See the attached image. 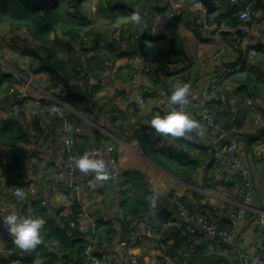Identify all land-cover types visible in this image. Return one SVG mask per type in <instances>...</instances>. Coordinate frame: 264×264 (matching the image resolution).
Wrapping results in <instances>:
<instances>
[{"label":"crops","instance_id":"1","mask_svg":"<svg viewBox=\"0 0 264 264\" xmlns=\"http://www.w3.org/2000/svg\"><path fill=\"white\" fill-rule=\"evenodd\" d=\"M168 1L58 0L53 8L55 16L73 23L75 28H79L80 36L70 38L58 31L51 32L50 38H58V43L53 45L55 58L66 65L65 72L69 74L70 82H74L71 88L82 98L66 100L62 89L60 114L34 116L29 121L12 115L4 118L5 111L0 109V202L7 203L10 209L19 204L23 210H30V215L43 217L44 225L47 224L46 218L39 211L45 210L58 230L66 228L76 243L88 245L84 237L88 231L84 232L77 220L76 203L70 201L67 194L59 193L51 196L48 205L43 207L37 200L42 197L41 192L31 202L27 192L29 183L25 180L33 177L35 185L46 189L55 184L53 163L28 161L26 164L24 153L42 140L60 146L66 131L65 123L71 122L82 127V132L75 136L77 150L89 143H111L120 160L123 176L117 188L112 186L109 177L98 179L100 187L93 193L84 187L98 220L90 242L91 251L101 261L126 264L129 256L133 255L137 264H237L240 260L244 264H260L259 261L264 260V229L258 224L255 212L264 210V143H258L256 119H264V51L258 48L253 53L248 52L251 45L246 38L235 42L228 38L227 33L216 30L219 16H223L222 20L227 19L225 5L219 10L214 4L216 10L208 12L207 21L196 25L190 10L194 0H173L177 15L166 30L156 37L145 30L138 41H133L132 28L138 23L131 19L132 13L139 10L143 17L141 23L147 24L159 11L166 9ZM186 4H190L188 10L183 7ZM258 10V25H261L264 13L261 8ZM71 17L75 20L72 21ZM1 29L0 58L8 60L3 64L7 63L9 68H3L4 75L0 77L2 102L8 100L1 96L2 91L17 82L16 72L33 78L31 97L26 102L41 96L53 84L64 85L58 77L35 70L33 58L36 53L43 54L40 42L24 28L15 29L12 24ZM219 48L223 50L222 60L229 61L232 67L223 78L215 81L209 107L240 141L241 154L247 162L252 181V197L247 211L253 215L247 218L245 213L234 227L227 214L242 206L243 179L239 172L227 168L224 150L217 146L208 130L202 128V135L193 132L192 138L185 137L191 142L185 139L179 142L159 134L164 145L181 151L183 165L174 161L176 157L157 155L148 148L145 154L135 131L139 127L147 128L148 133L155 131L148 122L158 111L151 105V90H145L148 104L140 105L128 85L130 74L140 67L147 53L156 56L159 64H154L153 72L147 77L152 88L163 86L172 90L177 83L195 84L202 75L199 59ZM106 59L114 60V73L108 83L96 91L97 88H93L87 78L90 73L102 69ZM6 136L12 140H5ZM15 160L14 167L22 173L21 177L17 176L19 178L10 173ZM136 172L142 176L140 182L146 183L145 192L140 189V196L145 197L147 202L141 207L147 210L124 215L122 196L134 195L133 176ZM88 173L79 170L81 177ZM17 189L23 191V196L16 195ZM147 192H150L148 198ZM153 194L157 195L155 206L151 201ZM179 205L205 215L221 227H233L234 238L210 240L189 234L178 220ZM159 210L168 212L172 219L164 221L157 218L155 214ZM120 219L126 225L127 235L138 219L146 223L142 239L131 248L121 244ZM107 225L114 229L110 240L98 233L100 230L105 234L103 230ZM96 231L98 235L95 236ZM48 234L49 230H42V240L33 249L22 250L15 246L14 256L0 261V264H44L47 253L56 254L50 264H74V256L66 257L65 253L59 252V241L48 237ZM82 264L93 263L85 259Z\"/></svg>","mask_w":264,"mask_h":264},{"label":"built area","instance_id":"2","mask_svg":"<svg viewBox=\"0 0 264 264\" xmlns=\"http://www.w3.org/2000/svg\"><path fill=\"white\" fill-rule=\"evenodd\" d=\"M216 6H223L224 3L236 7L235 16L237 21L234 24L226 22L215 23L218 32H225L228 38L232 41L239 42L242 38H246L251 45L248 52H254L258 48L264 51V22L258 25L259 10L250 0H212ZM190 10L193 12V22L197 25L204 23L208 19V11L200 0H194L191 3ZM177 11L174 7V1L169 0L166 9L159 11L155 19L150 23H138L132 28V40L138 41L142 33L146 30L151 36L156 37L164 32L170 22L173 21ZM119 27V25H118ZM208 27V26H205ZM3 33L0 28V37ZM219 48L216 51L204 54L199 59V68L202 70L200 81L195 84H190V98L189 102L183 105L184 109L193 116V118L200 121L202 128L208 130L220 146L227 157V168L239 172L243 179V202L242 206L236 211H230L227 218L233 227L236 221L241 218L245 211L249 208V202L252 197L251 192V178L248 174L247 162L241 154V144L237 136L216 117L215 113L209 107V99L211 97V90L216 80H220L223 76L231 70L232 64L229 61L222 60L223 50ZM157 59L151 53L145 54L143 62L140 67L130 74L128 85L131 88L135 100L140 104H148L146 101L145 90L153 92L152 107L158 112L167 111L169 108L168 96L170 91L166 87L152 88L147 80L148 75L153 72L154 64ZM114 60L106 59L103 68L88 75L87 81L90 85L103 87L108 83V80L113 75ZM17 82L8 85L2 91L3 97L6 99H13L11 111L4 112V118L12 115L14 118L20 120L27 119L28 121L34 116H46L47 114L61 113L62 104L60 94L62 92L61 84H53L39 97L26 102L31 97L30 87L34 85L31 75H22L19 72L15 74ZM179 107V105H177ZM256 127L258 131V143H264V119L258 117L256 119ZM82 132V127L74 124L70 131H65L62 136L60 146H54L49 141H39L36 145L30 146L27 152L24 153L26 164L28 161L43 162L45 164L53 163L54 166V180L55 184L50 188L39 187L35 185L34 178L25 179L27 185V192L30 196V201L38 198L39 192L42 197L38 198V203L46 207L51 196L59 193L67 194V197L72 202L79 204L80 213L77 220L81 227L88 231L84 237L87 238L88 245L85 250V259L93 264H110V261L104 263L101 259L93 254L91 251V239L94 235V230L97 228L98 220L93 214L92 205L85 195V188H88L91 193L100 187L98 178L95 172H89L84 176H80L79 169L73 166V157L83 154L88 151H95L102 156L108 165L107 171L109 173V180L117 188L122 179L120 172V160L115 154V147L111 143H89L81 150L76 149L77 139L76 135ZM154 138L159 139V145H164L162 137L155 132ZM161 138V139H160ZM170 144V142H169ZM255 153L258 154L256 150ZM85 187V188H84ZM10 209L7 203L0 202V210ZM21 215H30L31 212L23 210L22 206L17 204L15 207ZM258 224L264 229V210L255 212ZM177 217L179 222L183 225L186 232L193 235H198L204 239H223L232 240L235 236V229L233 227L225 228L210 221L205 215L194 212L184 205H179L177 209ZM146 223L143 219H138L133 223L130 233L126 240L121 242L122 245L131 248L143 237V230ZM7 240V241H6ZM16 252L15 244L2 224H0V261L10 259ZM135 256L130 255L126 264H137ZM264 264V260L259 261ZM237 264H244L242 260Z\"/></svg>","mask_w":264,"mask_h":264},{"label":"trees","instance_id":"3","mask_svg":"<svg viewBox=\"0 0 264 264\" xmlns=\"http://www.w3.org/2000/svg\"><path fill=\"white\" fill-rule=\"evenodd\" d=\"M254 2V0H250ZM72 4V2H70ZM69 3V4H70ZM226 9V15L227 19L222 20V15L219 16L217 22L220 23L221 21H225L228 24H234L238 19L235 16L236 7L231 6L230 4L224 3ZM221 6H218L217 9H222ZM53 10V9H52ZM52 10L46 11L44 8L32 6L28 4L25 0H0V24H3L5 22L11 23L15 29L24 28L32 37L34 40L41 43V50L43 54L36 53L32 64L35 66V70L37 71H44L45 73H48L52 77H58V74H61L64 76L68 82V86L65 85L62 86L63 90L66 94V100L70 99L73 100H81V96L79 93L74 92L71 88L72 83L70 82V76L67 72H65V64L59 60L56 59V51L53 49V45L58 43V38L51 39V32H58L60 31L61 34L65 36H69L70 38H74L76 36H80L79 28H75L73 23H69L67 19L61 20L59 17L55 16V13L52 14ZM229 10V13H227ZM72 21L75 20V18L71 17ZM71 21V20H70ZM171 23V22H170ZM170 25V24H169ZM226 34L225 32H223ZM51 43V46L49 45ZM53 43V44H52ZM174 44L172 43V46ZM157 59V57L155 56ZM158 66L159 64L156 63ZM59 78V77H58ZM60 81V80H59ZM73 104V102H71ZM21 133V132H20ZM155 131L150 130V132H147V128L145 127H139L135 131V135L137 138L138 143L142 147V150L145 154H147V148L149 150H152L157 155H164L165 157H176L174 161H177L180 165H183L182 161L184 158L181 157V151L175 150V148H171V146L166 145H159V139L154 138ZM193 137V136H192ZM175 140L182 142V141H188L191 142L192 140H188L185 137H173ZM161 139V138H160ZM185 139V140H184ZM187 142V143H188ZM15 158L17 155H14ZM17 160L14 161L13 166L10 168V173L13 176H19L21 177L22 173L18 172V169H16L14 166L16 164ZM17 177V178H19ZM143 180L142 176L139 173H134L133 176V183L135 186V192L134 195L129 196L126 194H123L122 196V211L124 215H127L128 213H141L147 209H143L141 207V204H146L145 197L140 196V189H142L145 192V186L146 183H141L140 181ZM146 194V193H145ZM150 196V192H147V197ZM77 210L76 215L79 216L80 209L79 204L77 202ZM140 205V206H137ZM45 218L47 224L44 225L42 230H49L48 237H55L58 242V251L65 253V256H69L72 258L74 256V259H76L75 262L77 264H82L83 260H85V250L87 245L85 243H76V240L73 239V235L67 233V229H57L55 227L54 221L51 219V217L46 213L45 210L39 211ZM155 216L159 219H162L164 221L172 219L171 215L164 211L159 210L156 212ZM114 232V229L107 225L103 232L105 234H101V231L99 230V236L104 235L105 237L110 240L112 237V234ZM97 231L95 233V236L98 235ZM83 235V234H80ZM95 254V253H94ZM56 254L53 253H47V260L44 261V264H50L54 261ZM74 262V264H75ZM114 264V263H112Z\"/></svg>","mask_w":264,"mask_h":264},{"label":"clouds","instance_id":"4","mask_svg":"<svg viewBox=\"0 0 264 264\" xmlns=\"http://www.w3.org/2000/svg\"><path fill=\"white\" fill-rule=\"evenodd\" d=\"M131 19L136 23L142 22V14L139 10L132 13ZM3 70V69H2ZM191 85L187 82L177 83L173 86L168 96L169 108L154 114L148 122L156 133L164 137H187L192 138L193 132L203 134L199 120L193 118L183 107L189 102ZM179 105V107H177ZM65 130L70 131L73 127L71 122L65 123ZM73 166L88 173L95 172L100 180L108 178V165L106 160L95 151H88L73 157ZM17 196H23V191L17 189ZM157 195L151 196L155 206ZM0 224L6 228L11 241L22 250L35 248L42 240L41 231L45 220L40 216L21 215L14 208L0 210Z\"/></svg>","mask_w":264,"mask_h":264},{"label":"water","instance_id":"5","mask_svg":"<svg viewBox=\"0 0 264 264\" xmlns=\"http://www.w3.org/2000/svg\"><path fill=\"white\" fill-rule=\"evenodd\" d=\"M28 4L40 8H44L46 11H50L51 9L55 8L58 0H25ZM208 12L216 10V6L214 5L212 0H200ZM255 7L261 8L264 13V0H254ZM4 75V70L0 68V77ZM59 79L62 81V83L67 87L68 82L64 76L61 74H58ZM14 100L9 99L5 102H2L0 100V109L4 110L6 113H9L11 111V105L13 104ZM245 213H247L246 217L250 218L253 214L252 212H249L246 210ZM121 225H122V232H121V242L126 240L127 237V229L126 225L123 220L120 219Z\"/></svg>","mask_w":264,"mask_h":264},{"label":"rangeland","instance_id":"6","mask_svg":"<svg viewBox=\"0 0 264 264\" xmlns=\"http://www.w3.org/2000/svg\"><path fill=\"white\" fill-rule=\"evenodd\" d=\"M188 6V7H187ZM189 6H190V4H186V6H183L184 8H187V10L189 9ZM55 12V9H53L52 10V14ZM191 12V11H190ZM11 23H8V22H5V23H3V24H1V26H0V28L1 27H3V29L4 28H6L8 25H10ZM3 31V30H2ZM26 35V34H25ZM181 39V38H180ZM4 61H6V62H8V60L7 59H5V58H0V68L1 69H3V68H5L6 70H9V68L7 67L8 66V64L6 63V64H3V62ZM66 66V65H65ZM93 88H97L96 89V91H98L100 88L98 87V86H94V85H91ZM152 87V86H151ZM126 119H124V121H125ZM1 140H3L2 138H1ZM5 140H7V141H11L12 139L10 138V136H6L5 137ZM136 151V150H135Z\"/></svg>","mask_w":264,"mask_h":264}]
</instances>
